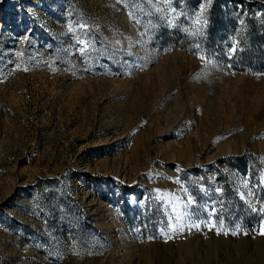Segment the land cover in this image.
Returning <instances> with one entry per match:
<instances>
[{
  "label": "rangeland",
  "instance_id": "374dc122",
  "mask_svg": "<svg viewBox=\"0 0 264 264\" xmlns=\"http://www.w3.org/2000/svg\"><path fill=\"white\" fill-rule=\"evenodd\" d=\"M0 264H264V0H0Z\"/></svg>",
  "mask_w": 264,
  "mask_h": 264
},
{
  "label": "trees",
  "instance_id": "16d2710c",
  "mask_svg": "<svg viewBox=\"0 0 264 264\" xmlns=\"http://www.w3.org/2000/svg\"><path fill=\"white\" fill-rule=\"evenodd\" d=\"M243 3V2H242ZM243 5H244V3H243ZM259 7L261 6V5H259V4H257Z\"/></svg>",
  "mask_w": 264,
  "mask_h": 264
},
{
  "label": "bare ground",
  "instance_id": "6f19581e",
  "mask_svg": "<svg viewBox=\"0 0 264 264\" xmlns=\"http://www.w3.org/2000/svg\"><path fill=\"white\" fill-rule=\"evenodd\" d=\"M261 261H263L262 259H261ZM262 263V262H261Z\"/></svg>",
  "mask_w": 264,
  "mask_h": 264
}]
</instances>
